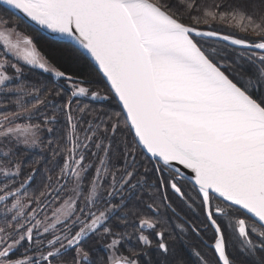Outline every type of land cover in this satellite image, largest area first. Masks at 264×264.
I'll list each match as a JSON object with an SVG mask.
<instances>
[{
    "label": "snow or ice",
    "instance_id": "obj_1",
    "mask_svg": "<svg viewBox=\"0 0 264 264\" xmlns=\"http://www.w3.org/2000/svg\"><path fill=\"white\" fill-rule=\"evenodd\" d=\"M0 4L38 26L25 34L17 30L19 23L0 15V92L17 94L14 104L19 109L0 115V145L8 148H0V174L14 179L21 172V162L13 167L10 159L13 143L38 145L41 124L14 121L51 104L48 95L65 97L56 111L63 112L70 125L65 144L48 141L53 161L64 156L55 178L47 176L48 182L30 194L37 171L33 167L19 187L12 182L0 187V264H264V0H0ZM215 21L244 33L251 30L257 38L200 27L203 22L210 28ZM41 29L48 33L41 35ZM197 37L228 41L243 50L230 57ZM9 53L16 63L6 58ZM85 55L106 78L121 112L100 115L89 105L80 106L77 99L79 114L73 115L74 98H109L82 86L87 78L71 70ZM21 60L51 74L56 82L63 80L70 93L58 83L47 91L35 84L30 91L23 83L14 85L23 76ZM25 96L36 101L31 109L24 106ZM85 113L92 119L81 133ZM41 115L44 126L57 119L55 114ZM122 128L134 132L133 142L123 141V168H110L112 138ZM93 147V161L85 162ZM137 147L162 162L154 169L159 173L156 181L138 176ZM97 157L95 175L89 179L86 174ZM186 170L195 198L184 190ZM109 176L105 188L102 181ZM154 184L163 192L161 202L152 195ZM169 188L181 199L199 201L208 224L204 229L194 225L193 231L199 235L212 229L211 257L192 247L195 261L186 259L165 239L163 227L155 232L157 251L152 253L153 242L144 229L154 230L160 222L143 218L127 203L134 192H141L136 201L148 192L152 203L145 202L146 207L158 214ZM58 201L62 202L54 207ZM121 209L125 210L115 215ZM129 215L139 216L136 239L144 247L132 257L118 256L122 241L130 237L116 229ZM177 228L181 234L186 231L184 224ZM93 237L111 238L104 245L110 255H90L95 251L89 243ZM233 241L239 256L231 251Z\"/></svg>",
    "mask_w": 264,
    "mask_h": 264
},
{
    "label": "trees",
    "instance_id": "obj_2",
    "mask_svg": "<svg viewBox=\"0 0 264 264\" xmlns=\"http://www.w3.org/2000/svg\"><path fill=\"white\" fill-rule=\"evenodd\" d=\"M208 3H222L223 0H207ZM0 15H4L5 18H10L12 21L18 22L20 24V28L22 31L26 34H31V30L33 29L32 26L28 25L26 22H24L21 18L16 16L13 12L6 9L5 7L0 5ZM203 29H210V30H217L224 34H234L236 37L240 38H249L250 40H255L257 38V35L255 32L249 30L247 33H244L238 28L230 27L227 22H221V21H215L212 22L211 27L204 25L203 22L200 25ZM41 35H43L41 33ZM207 42L209 45L210 43H213V47H220L219 45H223L221 42H215L210 40H203ZM207 46V45H206ZM233 49V48H231ZM223 52H227V54L230 57H233V53H229L225 49H223ZM41 53L48 59V56L46 53L43 52L42 49H40ZM223 54V53H222ZM52 64H54L56 67H60L59 64H56V62L52 61ZM247 67V65H245ZM23 69V76L20 80H16L13 82L14 85H18L20 83H23L25 88L27 90H31L32 86L39 85L44 88L45 91L48 89H51L55 83H58L59 85L63 86L65 89V93L69 94L70 89L68 86L64 83L63 80L56 82L54 78L49 73H45L43 71L29 68L27 66H20ZM63 70V69H61ZM71 70L77 73L81 77L87 78V83H85L87 86H89L92 90L98 91L104 96H108V99L95 101L90 99H81V98H74L73 99V115H78L79 113L75 111L76 109V100L79 99L80 106L89 105L90 110H96L100 115H103L104 113H116L121 112V107L119 106L118 102L116 101L113 94L109 93V86L104 81L100 73L97 72V69L95 66L91 63V61L84 56V60L78 64H75L71 66ZM44 95V92H41V96ZM17 99V94L15 93H5L0 92V115L5 113H14L19 111L18 108L15 107V100ZM47 99L51 101V104H49L46 107H41L38 112H36L34 115H24L20 118L16 119L14 121V124H41V129L38 132L39 134V143L36 146H20L19 144L13 143L11 147L13 148V156L10 157V159L13 160V167L15 166V162L18 160L21 162V172L20 174L15 177L14 179L11 177H5L3 174H0V187L3 186L4 183L12 182L16 187H19L20 182L25 180L27 176L31 173V170L33 167L37 169L33 180L31 181V187L28 188L29 193L33 191V189L37 187H41L43 184L47 183V176L51 175L53 178H55L56 174L59 172V167L63 165L64 156H57L55 161L52 159V148L53 145H49L48 141L53 140L54 142H59L60 144H65L67 141V131L70 130V125L66 122V117L63 112L56 111L57 106L62 105L64 103L65 97H56L54 95H48ZM25 108L31 109L32 105L35 104V100L31 96H25ZM41 113H47L48 116H52L55 114L57 116V119L55 123L48 124L47 126H44L42 124V115ZM92 119L90 115L87 113L83 114L82 120L84 121V124L79 128V131H83V127L87 126V121ZM121 124L123 125V115L121 116ZM53 128L54 131L49 133L47 131V128ZM126 140L129 144L133 142V134L129 133L127 129H123L121 131H118L116 136L112 138V150L110 153V160H109V166L110 168H123L124 166V159H123V150L122 146H124L123 141ZM67 147H71V143H67ZM0 148H3V151H7L8 148L4 147L3 145H0ZM138 148V147H137ZM94 147L88 150L87 153V160L85 162L93 161V157L91 155L92 151H94ZM2 155V153H0ZM100 155H103V152L101 151ZM149 159V158H148ZM153 161L150 159V163ZM99 159L98 157L94 161V166L88 170L87 177L90 179L95 174V166L98 165ZM149 178L155 177V171L152 169L148 173ZM111 177L105 178L103 181V186L108 187V184L110 183ZM26 187H28L26 185ZM24 189H21V195H23ZM136 195H140L139 193H136L133 195L132 198L129 199L127 203V207L131 208L135 206L139 209L140 214H142L143 217L150 215V209L146 207V203L148 202L147 194H142V201H136L134 197ZM158 202L162 201V196L158 195L156 197ZM59 202V201H58ZM57 202V204H58ZM146 202V203H145ZM56 204V205H57ZM164 204V202H163ZM125 210V209H124ZM48 211H51L48 210ZM3 216L2 211H0V217ZM138 218L134 217L132 215H129L127 218V221L124 225H118L117 231L126 232L129 234V236H132L136 229L138 228ZM163 222H167L168 220L165 219V216L161 218ZM169 226L166 228L168 229ZM99 238L96 237V239L92 240L91 245L94 247L95 251L90 252V255L92 257H95L97 255V258L104 256L103 251L99 247H95L98 245ZM125 239L122 242H128ZM87 248V245H86ZM20 251H23V249H20Z\"/></svg>",
    "mask_w": 264,
    "mask_h": 264
},
{
    "label": "flooded vegetation",
    "instance_id": "obj_3",
    "mask_svg": "<svg viewBox=\"0 0 264 264\" xmlns=\"http://www.w3.org/2000/svg\"><path fill=\"white\" fill-rule=\"evenodd\" d=\"M155 167H158L160 164L155 162L153 163ZM186 180V179H185ZM156 181V180H154ZM188 181V180H186ZM153 182V181H152ZM151 183V182H150ZM153 188H158V184H154ZM184 190L188 194V196H191L195 198V191L190 186V182L186 183ZM167 192L168 200L164 202L165 209L167 208V211H159L157 214L155 213V218L160 223L158 224L156 229H144V234L149 235L150 239L153 242V246L151 248L152 253H155L157 250L155 248V243L157 241V238L155 237V232L160 231L163 227L166 230L165 239L169 240L173 246L176 248L177 252L184 255L186 259H189L190 261H195V257L192 255L191 248L192 247H199L201 248L209 257L213 255L212 249L210 247L211 244V237L213 235V231L210 227L206 228V230L200 231L199 235H197L196 232L193 231V226L195 225L197 228L204 229V226L208 224L205 215L201 208L199 207V201L196 200L195 203L192 202V200H187L188 205H191L193 208H191V211H185L180 205L179 200L176 201L175 196L173 194H169L168 192H173L170 188L165 190ZM193 192V195H190V193ZM163 193V192H162ZM174 193V192H173ZM175 195L179 197L176 193ZM163 196V195H162ZM180 198V197H179ZM178 198V199H179ZM181 199V198H180ZM183 201H186L182 199ZM178 202V203H177ZM167 205H170L167 206ZM175 209V211H173ZM168 215V217L176 218L178 219L182 224L185 225L186 231L181 234V232L174 227L173 219H169L167 222H163L161 218ZM167 226L168 229L166 228ZM138 235L137 229L136 232L129 236L130 238H126V241L128 242H122L119 246V252L122 256L126 257H132L133 253L140 252L141 249L144 247L142 245V242H138L136 239V236ZM173 237L175 239H173ZM235 242V241H234ZM233 245H238V243H232ZM231 244V251L234 255L239 256L240 251L237 249H233ZM140 259H143L142 257Z\"/></svg>",
    "mask_w": 264,
    "mask_h": 264
},
{
    "label": "rangeland",
    "instance_id": "obj_4",
    "mask_svg": "<svg viewBox=\"0 0 264 264\" xmlns=\"http://www.w3.org/2000/svg\"><path fill=\"white\" fill-rule=\"evenodd\" d=\"M15 22V21H14ZM18 23V22H17ZM29 25V24H28ZM34 28V27H33ZM18 31H21V32H23L22 31V29L19 27L18 29H17ZM205 30H210V29H205ZM26 34V33H25ZM222 34H224V33H222ZM227 35V34H226ZM237 38H240V37H237ZM197 39L198 40H210V41H215V42H221L223 45H219L220 47H215L219 52H221V53H224L223 51V49H225L226 51H228L229 53H233V57H235V56H237L243 49L241 48V47H237V46H233V45H231V44H229V43H227V42H224V41H221V40H216V39H210V38H203V37H197ZM209 45H213V43H210ZM231 48H233V49H231ZM3 51V48H2V45H0V52H2ZM42 54V53H41ZM43 55V54H42ZM6 58H8V59H11V61H12V63H16V59L12 56V54L11 53H9L8 54V56L6 57ZM45 59H46V57H45ZM21 65H23V66H27V67H29V68H33V66H31V65H26L25 64V62L24 61H20L19 62V64H18V66L20 67ZM33 69H37V70H40V71H43V70H41V69H38V68H33ZM44 72V71H43ZM9 74H12V73H9ZM101 75V74H100ZM102 76V75H101ZM103 78V77H102ZM104 79V78H103ZM105 81V80H104ZM67 85V84H66ZM68 86V85H67ZM82 86H86V87H89V86H87L86 84H84V85H82ZM69 88V87H68ZM90 88V87H89ZM110 89V88H109ZM90 91H95V90H92L91 88H90ZM98 92V91H97ZM100 94V97H104V95H102L101 93H99ZM113 96H114V94H113ZM115 97V96H114ZM78 98H81V99H90V100H93L92 98H91V96L89 95V96H86V97H78ZM115 99H116V97H115ZM100 101V100H105V99H102V98H97V99H95V101ZM116 101H117V99H116ZM118 102V101H117ZM119 104V103H118ZM119 106H120V104H119ZM121 107V106H120ZM81 133L83 132V131H80ZM132 134H133V132H132ZM37 135L39 136V134L37 133ZM133 137H134V134H133ZM113 143V142H112ZM19 145L20 146H25V147H27V146H29V145H25V144H23L22 142L21 143H19ZM122 148V150L124 151V146H122L121 147ZM137 162H138V170H137V174H138V176H144L145 177V179H146V181H148L149 183L150 182H152V181H154V180H156L157 179V176L159 175V173H157L155 170V177H153V178H149V176H148V173L150 172V171H152V169H155L156 167L153 165V163H155V162H157V161H155V160H152L143 150H142V148H140V147H138L137 148ZM149 158V159H148ZM150 159L153 161L152 163H150ZM125 163V162H124ZM157 163H159V162H157ZM159 164H161V163H159ZM145 168H147L148 169V171L147 172H145ZM95 175V174H94ZM186 179V178H185ZM187 180V179H186ZM190 182V181H189ZM102 183H103V181H102ZM106 188V187H105ZM156 189L157 188H152V195L156 198V197H158V195H163V193L162 192H157L156 191ZM136 193H139V194H141V192L138 190V191H136V192H134L133 193V195L134 194H136ZM144 194H147V198H148V202L147 203H152V199H150L149 198V193L148 192H143ZM169 194H173L174 196H175V199H176V201H178L179 200V205L185 210V211H191V208H193L192 206H191V208L189 207V205H188V202L187 201H183L182 199H180L179 197H177L176 195H175V193H173V192H168ZM190 195H193V192H191L190 193ZM179 198V199H178ZM118 200H119V198L118 197H116V198H114V200H113V202L115 203V202H118ZM60 202H62V201H59L58 202V204L57 205H55L54 207H58L59 206V203ZM178 203V202H177ZM50 210V209H49ZM151 210V209H150ZM165 210L167 211V208L165 209V204H164V206H162L161 208H160V211H163V212H165ZM52 211V210H51ZM51 211H48L47 212V215H49V216H51ZM122 211H124V209H121V210H118L117 212H116V214L115 215H117V216H119L120 214H121V212ZM166 213V212H165ZM142 215V214H141ZM150 217L148 216V215H146L145 217H143V218H151V219H156L155 218V213L153 212V211H150ZM172 217L170 216V217H168V215H166L165 216V219H167L168 221H169V219H171ZM173 219V223H174V227H176L177 228V224H182L178 219H176V218H172ZM139 226V225H138ZM180 232H181V230L179 229V228H177ZM151 230V229H150ZM94 239H96V237H93V239L92 240H94ZM92 240L89 242L90 244L92 243ZM110 241H111V238H109L107 241H103V240H98V245H96L95 247H99L102 251H103V254H104V256L105 255H110V253L106 250V248H105V243H110ZM232 243H237L236 241L234 242H232ZM232 248L233 249H237V250H239V247H238V245H233L232 244ZM66 254H71V251L69 252V253H66ZM118 256H122L121 255V253L118 251L117 253H116ZM94 258H97V255L94 257Z\"/></svg>",
    "mask_w": 264,
    "mask_h": 264
},
{
    "label": "water",
    "instance_id": "obj_5",
    "mask_svg": "<svg viewBox=\"0 0 264 264\" xmlns=\"http://www.w3.org/2000/svg\"><path fill=\"white\" fill-rule=\"evenodd\" d=\"M1 6H3V7H5L6 9H8V10H10L11 12H13L16 16H18L19 18H21L24 22H26L27 24H29L30 26H32V27H34V28H38V26L37 25H35L33 22H31L30 20H28L26 17H24L23 16V14L22 13H19L17 10H15V9H11L9 6H7V5H2V4H0ZM205 30V29H204ZM41 31V33L44 35V34H47L48 33V30H46V29H41L40 30ZM224 35H226V34H224ZM203 38H210V39H216L217 40V38H213V37H203ZM222 41V40H221ZM224 42H227V43H229L230 44V42H228V41H224ZM234 46V45H233ZM237 47H241V46H237ZM242 48V47H241ZM86 56V55H85ZM90 61H91V63L95 66V68L97 69V66L95 65V63H94V61H92L91 60V58L90 57H88V56H86ZM102 75V74H101ZM103 77V76H102ZM104 78V77H103ZM104 80H105V82L107 83V85L109 86V88H110V85L108 84V82L106 81V78H104ZM117 99V98H116ZM117 101H118V99H117ZM121 106V109H122V105H120ZM133 134H134V132H133ZM144 151V150H143ZM150 158H151V156H150V154L149 153H147L146 151H144ZM152 160H155V161H157L156 160V158H151ZM158 162V161H157ZM159 163H161L162 164V162H159ZM182 167V166H181ZM189 174H190V170H186L185 171V178L188 180V177H189Z\"/></svg>",
    "mask_w": 264,
    "mask_h": 264
}]
</instances>
